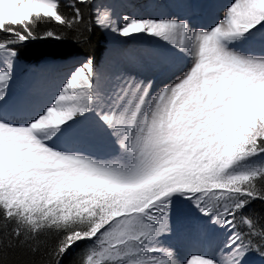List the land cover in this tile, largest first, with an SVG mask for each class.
Listing matches in <instances>:
<instances>
[{
	"label": "snow or ice",
	"instance_id": "snow-or-ice-1",
	"mask_svg": "<svg viewBox=\"0 0 264 264\" xmlns=\"http://www.w3.org/2000/svg\"><path fill=\"white\" fill-rule=\"evenodd\" d=\"M254 202L264 0H0V264L264 262Z\"/></svg>",
	"mask_w": 264,
	"mask_h": 264
},
{
	"label": "rangeland",
	"instance_id": "rangeland-1",
	"mask_svg": "<svg viewBox=\"0 0 264 264\" xmlns=\"http://www.w3.org/2000/svg\"><path fill=\"white\" fill-rule=\"evenodd\" d=\"M98 2H107V0L98 1ZM99 32H100V34L102 33L100 30H99ZM101 35H103L105 37V39L109 38L106 33H102ZM26 75H27L26 69L24 67H20L18 69V79L23 80L26 77ZM169 243H171L172 245L175 246V248L178 250L179 256L181 258H183V257H189L190 258L192 255H197V254H200L201 252L209 251L208 249H206V250H201L200 252H198L196 250L189 249L191 246L199 247V245H195V244L190 243L188 236L182 231L175 233L169 239ZM250 264H264V262L259 261L258 258H254L251 256L250 257Z\"/></svg>",
	"mask_w": 264,
	"mask_h": 264
},
{
	"label": "trees",
	"instance_id": "trees-1",
	"mask_svg": "<svg viewBox=\"0 0 264 264\" xmlns=\"http://www.w3.org/2000/svg\"><path fill=\"white\" fill-rule=\"evenodd\" d=\"M103 39L102 35L100 34L98 29H95L90 34V39L88 40L87 44L79 46L80 51H82L85 54H93L97 56L99 54V51L101 50L100 40ZM53 49L47 47V46H38L35 48H30L26 51L27 56H32L35 54H38L40 52L45 51H52ZM99 56V55H98ZM97 56V57H98ZM250 212H255L257 215L264 217V204L260 202H254L251 208L249 209ZM67 264V261H66Z\"/></svg>",
	"mask_w": 264,
	"mask_h": 264
},
{
	"label": "bare ground",
	"instance_id": "bare-ground-1",
	"mask_svg": "<svg viewBox=\"0 0 264 264\" xmlns=\"http://www.w3.org/2000/svg\"><path fill=\"white\" fill-rule=\"evenodd\" d=\"M107 2L120 4V3L126 2V0H107ZM136 2H140V0H136ZM216 2L217 3H224V2H226V0H216ZM129 11H133V9H131V8H117V12L118 13L120 12L121 14H123L125 12H129ZM136 11H141V10L137 9ZM143 11L151 12L153 15H159V14H161L162 12H164L166 10H164V9H159V10L146 9V10H143ZM206 22H207L206 18H203V17H197V18H195L193 20V23H195V24H202V23H206ZM107 36L109 38H107V42H106V46H105L106 49H105L104 55H99L97 58L103 59L105 54H106V52H107V50L109 48H111V47L116 46L119 43V41H120V38H114V37H112L109 34H107ZM189 249L196 250V251L200 252L201 250H206L207 248H202V247L200 248V246L199 247L191 246Z\"/></svg>",
	"mask_w": 264,
	"mask_h": 264
}]
</instances>
